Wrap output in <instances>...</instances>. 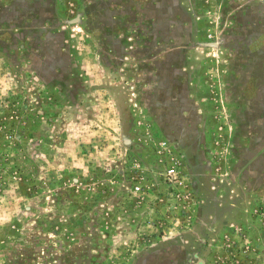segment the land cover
<instances>
[{"label":"rangeland","instance_id":"374dc122","mask_svg":"<svg viewBox=\"0 0 264 264\" xmlns=\"http://www.w3.org/2000/svg\"><path fill=\"white\" fill-rule=\"evenodd\" d=\"M0 264H264V0H0Z\"/></svg>","mask_w":264,"mask_h":264}]
</instances>
